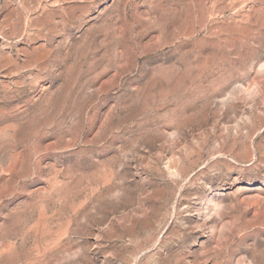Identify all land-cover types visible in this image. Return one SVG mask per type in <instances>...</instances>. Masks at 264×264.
Listing matches in <instances>:
<instances>
[{"label":"rangeland","instance_id":"rangeland-1","mask_svg":"<svg viewBox=\"0 0 264 264\" xmlns=\"http://www.w3.org/2000/svg\"><path fill=\"white\" fill-rule=\"evenodd\" d=\"M0 264H264V0H0Z\"/></svg>","mask_w":264,"mask_h":264}]
</instances>
